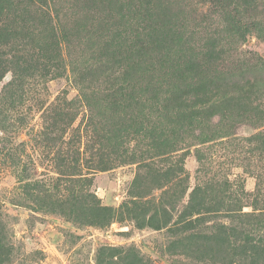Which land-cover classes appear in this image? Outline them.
Returning <instances> with one entry per match:
<instances>
[{
  "label": "rangeland",
  "instance_id": "obj_1",
  "mask_svg": "<svg viewBox=\"0 0 264 264\" xmlns=\"http://www.w3.org/2000/svg\"><path fill=\"white\" fill-rule=\"evenodd\" d=\"M46 1L57 72L1 48L0 264H264V0H170L192 56L115 95L105 9Z\"/></svg>",
  "mask_w": 264,
  "mask_h": 264
},
{
  "label": "trees",
  "instance_id": "obj_2",
  "mask_svg": "<svg viewBox=\"0 0 264 264\" xmlns=\"http://www.w3.org/2000/svg\"><path fill=\"white\" fill-rule=\"evenodd\" d=\"M83 1L85 10L95 5L105 9L104 19L112 28L111 38L103 47L104 55L99 54V61L101 65L106 64L103 71L109 72V78L113 76L116 82L114 95L120 92L119 86L128 81L146 89L151 81L153 58L167 61L173 55L180 59L192 56L187 48H183L179 56L172 53L175 46H178V53L182 51L179 46L182 38L170 0H138L137 6L131 0H107L104 6L102 0ZM232 24L240 31L236 20L233 19ZM57 40L46 0H0V54L2 46L9 47L8 62L18 65L20 71L40 80L57 72L60 66ZM201 61L203 66L197 65L198 69L188 68V71L201 78L217 77L210 69L212 59L204 56ZM180 78H183L181 82L188 80V73ZM105 141L111 143L112 138L109 136ZM111 144L116 145L115 142Z\"/></svg>",
  "mask_w": 264,
  "mask_h": 264
}]
</instances>
